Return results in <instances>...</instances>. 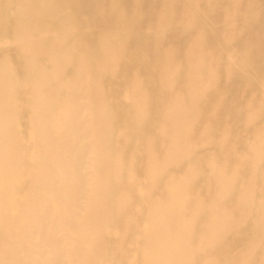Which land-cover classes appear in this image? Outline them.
<instances>
[{"label": "bare ground", "instance_id": "obj_1", "mask_svg": "<svg viewBox=\"0 0 264 264\" xmlns=\"http://www.w3.org/2000/svg\"><path fill=\"white\" fill-rule=\"evenodd\" d=\"M8 40L0 264H264V0H0Z\"/></svg>", "mask_w": 264, "mask_h": 264}, {"label": "rangeland", "instance_id": "obj_2", "mask_svg": "<svg viewBox=\"0 0 264 264\" xmlns=\"http://www.w3.org/2000/svg\"><path fill=\"white\" fill-rule=\"evenodd\" d=\"M148 7H146L145 10H147ZM216 25L218 27H220L222 24L221 22H217ZM154 27V24L150 26V31L153 29ZM150 33H148V36L145 37V40H144V43L138 48V51H137V55H138V58H139V61L140 63H132L131 65L132 66H136V67H141V68H145V63H146V60L147 57L149 56L150 54V40H151V36H149ZM15 44L12 42V43H9V40L8 42L5 43V45L3 46V44H0V49L1 50H8L11 54H14L15 56L18 55V48L14 46ZM134 59V56L131 55L130 56V59L131 61H133ZM144 76V75H142ZM240 102V105H244L246 104L248 101H239ZM28 102L27 101H23L22 103V108H21V116H22V120H23V128L27 131V140H28V144L30 143V138H29V128H30V125H29V120H30V108L28 106ZM122 134H125V133H128L129 132V128H123V130L121 131ZM140 164V163H139ZM142 164V168L144 169L145 168V165L146 163L143 162L141 163ZM136 177V182L137 183H142V182H145L147 180L146 178V173L145 172H142V173H139V174H136L135 175ZM138 190V188H137Z\"/></svg>", "mask_w": 264, "mask_h": 264}]
</instances>
